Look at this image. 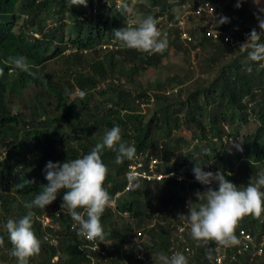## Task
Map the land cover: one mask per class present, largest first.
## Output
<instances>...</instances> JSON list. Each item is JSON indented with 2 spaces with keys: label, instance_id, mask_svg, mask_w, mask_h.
<instances>
[{
  "label": "trees",
  "instance_id": "trees-1",
  "mask_svg": "<svg viewBox=\"0 0 264 264\" xmlns=\"http://www.w3.org/2000/svg\"><path fill=\"white\" fill-rule=\"evenodd\" d=\"M185 1L122 0L117 4V0H87L85 7L71 6V0H0L2 264H17L4 226L8 219L19 221L28 213L25 202L34 199L42 190L41 186L48 183L43 171L47 162L63 163L82 158L102 142L106 130L115 125L122 130V142L136 147V155L165 160L164 170H178L192 176L196 164L204 170L207 164L241 189L251 178L255 181L258 174L264 172V61L253 62L247 51L239 49L247 33L253 28L260 31L257 15L264 16L260 9L250 8L247 0H240L239 7L236 6L238 0H188L193 10L209 4L217 19L229 18V22L217 27L214 18L212 26L228 35L232 42L221 38L213 41L203 34L201 22L205 14L194 15L186 23L191 42L181 41L177 28L162 32L161 38L168 40L163 54L150 55L129 49L114 37L113 30L125 28L129 18L142 20L151 15L157 19L166 15L170 19ZM125 5L126 12L123 11ZM50 10L56 16L52 26L41 17ZM24 16L16 31L17 21ZM172 51L187 56L188 60L192 59L191 52H195L192 59L196 60L198 70L195 78L191 71L185 80L175 75L166 81L155 79L145 87L137 82L142 71L157 69ZM19 55L26 57L31 70L42 78H33L9 63L10 56ZM54 61L60 62V68H49L48 64ZM190 79L193 81L187 85ZM30 88L36 90L35 100L41 104L30 105L27 114L14 112L13 107L23 104ZM167 90L171 91L170 95H166ZM81 92L85 94L83 98ZM251 119L257 127L254 133L244 136L242 146H237L239 167L236 168V163L220 154L213 145L224 138H237L235 121L246 125ZM230 122L235 129L226 130L225 124ZM182 130L190 132L191 138L185 139L176 133ZM115 156L116 153L107 148L101 154L109 169L104 187L111 198L122 190L130 162L125 159L116 164ZM136 183L139 188L133 187L127 199L125 195L119 199L116 210L117 213L128 211L139 226L145 225L155 212L164 220L167 219L164 212L188 215L189 210L183 209L181 193L207 190V186L199 183L178 184L172 179ZM64 192L60 190L56 200L43 211L31 210L33 231L40 241L41 251L29 259V264H92V258L96 259L94 264H102L100 257L87 247L83 236L78 235L79 226L74 227L67 209L61 208ZM196 200L194 205L206 202ZM56 211L57 216H51L53 227L42 226V218ZM117 213L107 207L101 223L106 233L103 241L119 242V251L114 250L119 262L162 264L160 257H168L170 246L177 244L172 230L156 224L147 231L142 250L146 260L132 262L135 249H123L129 243L130 222ZM241 228L264 234V212L259 218L244 217L235 230ZM45 236L49 240L53 238L56 246L45 241ZM197 242L193 254L184 253L188 264H209L206 253L212 243ZM232 264H264V247L259 256L245 254Z\"/></svg>",
  "mask_w": 264,
  "mask_h": 264
},
{
  "label": "clouds",
  "instance_id": "clouds-1",
  "mask_svg": "<svg viewBox=\"0 0 264 264\" xmlns=\"http://www.w3.org/2000/svg\"><path fill=\"white\" fill-rule=\"evenodd\" d=\"M73 5L86 7L87 0H71V6ZM236 6H240V0H238ZM123 11H127L126 5ZM188 11L192 10L188 9ZM260 12L264 13V9H260ZM180 14H182L181 6ZM192 16L194 15L192 14ZM191 17L189 16V19ZM130 21L136 22L134 27L128 26ZM257 21L260 31L253 28L246 34L245 42L239 47L241 51H247L249 59L253 62L264 61V40H262L264 38V16L257 15ZM227 22H229V18L227 17L221 16L219 19L215 17L216 27ZM157 24L158 20L151 15L142 20H139V18H129L125 28L113 30L114 37L122 46L129 49H135L150 55L156 53L163 54L168 48V40L166 37L161 38V32L158 30ZM9 63L15 69L23 71L33 78H42L38 77L37 73L31 70V65L27 62V58L22 55L10 56ZM251 70V67H249L248 71L251 72ZM2 74L3 69H0V75ZM84 95L83 92L80 93L81 98ZM143 106L141 104V107ZM121 133V128L115 125L111 129L106 130L102 142L97 143L82 158L63 163L47 162L43 171L48 183L41 186L42 190L36 194L34 199L30 202H25L24 207L29 210L28 213L19 219V221L8 219L4 226L13 246L11 255L16 258L17 264H29V259L38 255L41 251L40 241L33 231L34 213L31 210L38 208L43 211L46 206L56 200L57 194L62 189L65 192L61 208L67 209L68 215L75 222L74 227L79 226L78 235L84 236L88 240L99 239L103 241L105 239L106 233L101 223V217L105 209L107 207L110 208L109 206L113 203L117 193L111 198L109 192L104 187L109 169L103 162L101 154L105 148L112 150L116 153L115 163L121 164L125 159H133L137 151L134 145L122 142ZM240 150L242 151V149ZM228 175H231V173ZM188 177H195L198 181L195 183L207 186L205 192H197L195 194L196 201L204 199L206 202L194 205L193 201L195 198L193 201H188V215L164 212V215L167 217L164 220L155 212L145 225L139 226L136 219L128 211L117 213V201L123 198L124 195L125 199H127L128 193L116 198V207L115 209L110 208V210L122 216L125 220H129V218L122 215L124 212H127L130 218L135 219V226L144 229L146 236H148L147 231L153 229L156 224H160L165 229H168L170 219L179 216V218L187 221L190 225V233L193 240L204 242L205 245H207V242L213 241L217 247H230L238 244L239 241L235 235V229L239 222L249 215L259 218L262 212H264V172H260L255 181L251 178L249 184L243 189L235 186L222 172L207 167V164L205 170L201 165L196 164L193 168L192 176ZM27 183L33 184L35 181H27ZM183 183L190 184L186 181ZM212 184L215 189L212 188ZM139 186L138 183L132 185L134 188H139ZM216 187L218 188L216 189ZM188 193L190 192L185 191L181 193L183 201V196H186ZM153 207L155 206L153 205ZM77 209H82V211L78 212ZM153 212L151 211V213ZM43 219L44 217L42 221ZM0 244H3L2 238H0ZM206 256L211 258V249L206 253ZM56 260L57 257H54L53 261ZM160 260L162 264H188L186 256L180 252L172 256L169 253L168 257L162 255ZM0 264H2L1 261Z\"/></svg>",
  "mask_w": 264,
  "mask_h": 264
},
{
  "label": "built area",
  "instance_id": "built-area-1",
  "mask_svg": "<svg viewBox=\"0 0 264 264\" xmlns=\"http://www.w3.org/2000/svg\"><path fill=\"white\" fill-rule=\"evenodd\" d=\"M188 9L192 10L193 12L188 11ZM181 10L182 14L170 19H168L166 15L158 17V30L162 33L171 28H177L179 30V37L181 41H184L185 43L191 42L192 36L188 33L187 30H185L187 20H189V16L191 17L192 14L196 17L205 14L204 19L201 22L203 34H205V36L209 37L213 41H217L221 38L224 42H232L231 38L228 35L218 32L213 28L212 24L215 18V13L213 12V9L209 4L199 5L195 8V10H193L191 2L186 0L184 3H182ZM135 24L136 22L130 21L128 26L134 27ZM165 93L166 95H170L171 91L167 90ZM164 164L165 162L157 157L136 155L133 159L130 160L126 167L125 185L123 187V190L115 195L113 203L109 207L115 209V199L126 193H129V191L133 188L132 185L138 181L154 183L162 180L172 179L178 184H181L184 181L189 182L190 184L198 182L195 177H188L178 171L170 170L166 172L163 169ZM159 166L161 167V169L159 168ZM195 194L196 193H188L186 196H183V208L185 211H188L187 203L188 201H193V199L196 197ZM57 212L58 211L44 217L42 225L50 226L52 228L53 218L51 216H57ZM122 215L126 218H129L130 226L132 227V231L127 236L129 243L124 246L123 249L126 250L127 248H134L135 252L132 257V262L133 260L134 262H144L146 260V256L143 254L142 250L143 244L147 237L144 229L137 228L135 226V219L130 218L127 212H124ZM169 228L172 230L177 240V244H173L169 248L170 256L177 252L183 254L185 253L186 256H189V254H193L195 247L198 245V242L193 240L190 233V225L188 224V222L179 218V216L173 217V219H170L169 221ZM235 235L239 243L230 247H217L215 242L209 241L212 243L211 258H209L208 260L209 264H232L237 261L238 257L245 254H249L251 256H259L262 253L264 247V234L241 228L235 230ZM83 239L85 240L87 247L90 248L91 252L96 253L100 257L98 260L102 264L113 263L114 261L119 262L117 255L114 253L115 249L119 251V242H113L110 240L98 241L97 239L88 240L84 236ZM44 240H48L50 244H52V246H56L57 244L53 238L49 240L48 236H45ZM192 241L193 243L189 245L188 243ZM95 261L96 259L92 258V264H94ZM119 264H127V261L124 260L121 263L119 262Z\"/></svg>",
  "mask_w": 264,
  "mask_h": 264
},
{
  "label": "rangeland",
  "instance_id": "rangeland-1",
  "mask_svg": "<svg viewBox=\"0 0 264 264\" xmlns=\"http://www.w3.org/2000/svg\"><path fill=\"white\" fill-rule=\"evenodd\" d=\"M122 2V0H117V3L119 4ZM249 7L256 10V9H264V0H247ZM177 16L180 15V11L177 12ZM43 22L46 23L48 26H52L54 24V20L56 19V16L53 14V10H50L48 14L44 13L42 16ZM25 20V16L23 18H20L17 21V26L15 28L16 31L19 30V26L23 23ZM28 33H30V30H27ZM18 33V32H17ZM37 36V35H36ZM193 50V49H191ZM191 52V58L193 59L195 57V52ZM187 56H183L179 52L172 51L170 55L163 60V62L160 64V66L157 69H146L141 72V75L137 77V82L140 83L143 87H145L148 83L154 81L155 79H159L162 81L168 80L171 76H179L180 78L184 79V77L187 79V76L190 75L189 72L193 71L195 73L194 78L198 74V70L196 71V60H188L186 59ZM192 61V62H190ZM191 63V64H190ZM49 68L52 69H57L60 68V62L54 61L48 64ZM205 77V76H204ZM10 78V77H9ZM185 80V79H184ZM193 81V79L187 80L186 84H190ZM36 90L30 88L27 90L26 95L23 99V104L21 106L13 107L14 112H22V114H27V110L30 105H40L41 103L35 100L34 94ZM152 105V104H151ZM151 109V108H150ZM238 126V137L235 139H228L224 138L222 142L216 143L213 145L214 147L218 148L219 153L229 157V159L232 161L237 168L238 166V161L236 159L237 157V146H242L244 142V136L248 134H252L255 132L257 124L254 120L248 121L246 125H243L241 123H238V121H235ZM232 125H231V124ZM229 125L225 124L226 130L228 128L235 129L233 128V122H230ZM230 130V129H229ZM187 131V130H186ZM184 130L176 132L177 134H180L185 137V139H190L191 138V133L186 132ZM190 148V147H189ZM191 149V148H190ZM244 158V157H243ZM246 159V158H245ZM129 198V197H128Z\"/></svg>",
  "mask_w": 264,
  "mask_h": 264
}]
</instances>
